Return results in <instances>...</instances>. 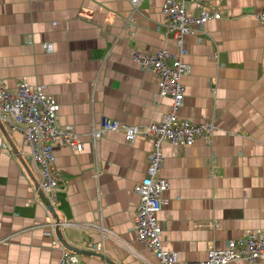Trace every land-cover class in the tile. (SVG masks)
Wrapping results in <instances>:
<instances>
[{
  "label": "crops",
  "instance_id": "crops-1",
  "mask_svg": "<svg viewBox=\"0 0 264 264\" xmlns=\"http://www.w3.org/2000/svg\"><path fill=\"white\" fill-rule=\"evenodd\" d=\"M162 6L0 0L3 86L14 92L22 81L42 95L56 125L81 144L51 143L57 187L45 195L22 132L0 121V264H58L60 249L43 234L49 221L77 250L64 248L77 264H162L132 230L133 187L145 174L151 141L126 142L120 131L94 143L90 136L103 117L143 126L167 112L170 99L158 95L154 73L129 55L160 48L176 55ZM185 9L217 11L219 18L181 36L188 71L180 77L177 117L210 123L209 143L160 144L158 173L168 187L156 218L161 247L175 254V264L201 261L207 248L230 239L264 236V25L253 16L264 0H187Z\"/></svg>",
  "mask_w": 264,
  "mask_h": 264
},
{
  "label": "built area",
  "instance_id": "built-area-1",
  "mask_svg": "<svg viewBox=\"0 0 264 264\" xmlns=\"http://www.w3.org/2000/svg\"><path fill=\"white\" fill-rule=\"evenodd\" d=\"M197 1L199 0H192V2ZM137 2L138 0H130L131 5ZM186 2L187 0H163L161 8V12L166 17L165 32L173 36L177 46L175 56L165 48L149 53L129 50L132 60L154 73L158 95L170 99L167 112L158 122H150L143 126L121 124L118 120L103 117L99 127L90 132L93 143L110 131H120L126 142H131L136 136L151 141L145 174L133 187V191L138 196V203L132 221V230L137 240L146 244L162 264H175L176 258L174 253L161 247L159 238L161 227L156 218L164 201L160 195L168 187L167 180L158 173L162 160L161 141H167L171 145L189 146L194 140L202 138L209 143L213 129L210 123H193L177 117L183 97L180 77L188 71L187 64L181 60L185 54L181 36L200 30L209 19L219 18L217 11L203 9L196 15L189 14L185 9ZM253 16L264 25V9L258 10ZM0 121L6 123L10 130L22 132L29 148L28 156L34 162L39 175L38 189L43 194L52 196V192L57 187V179L51 143L59 140L70 148L79 150L81 144L76 134L59 128L55 123L51 103L22 81H18L14 92H10L0 80ZM56 224L49 221L43 234L50 238L51 245L60 249L61 258L58 264H77L76 255L66 251L58 242L54 232ZM68 224L62 223V225ZM262 258H264V236L257 232L227 240L222 248H207L206 256L201 261L181 264H227L234 260L255 262Z\"/></svg>",
  "mask_w": 264,
  "mask_h": 264
},
{
  "label": "water",
  "instance_id": "water-1",
  "mask_svg": "<svg viewBox=\"0 0 264 264\" xmlns=\"http://www.w3.org/2000/svg\"><path fill=\"white\" fill-rule=\"evenodd\" d=\"M56 230V229H55ZM56 237L60 243V245L63 247V248H66V249H69L70 251H73V252H76L77 250L67 246L66 244H64V242L60 239V237L58 236L57 232H56Z\"/></svg>",
  "mask_w": 264,
  "mask_h": 264
}]
</instances>
